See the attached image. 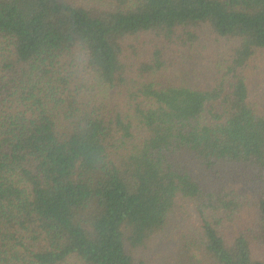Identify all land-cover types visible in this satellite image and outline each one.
<instances>
[{"label":"trees","instance_id":"16d2710c","mask_svg":"<svg viewBox=\"0 0 264 264\" xmlns=\"http://www.w3.org/2000/svg\"><path fill=\"white\" fill-rule=\"evenodd\" d=\"M263 51L264 0H0V264H264Z\"/></svg>","mask_w":264,"mask_h":264},{"label":"rangeland","instance_id":"374dc122","mask_svg":"<svg viewBox=\"0 0 264 264\" xmlns=\"http://www.w3.org/2000/svg\"><path fill=\"white\" fill-rule=\"evenodd\" d=\"M150 41V36H141L140 41H137L140 43L139 46H137V50L141 53L143 51H148V47L153 46V45H158L159 47H163V53L166 56L167 49L170 47L169 43H157L156 41ZM143 42V43H142ZM145 42H148L145 44ZM181 42V41H180ZM142 43V44H141ZM225 46L222 43H213L210 42V40H207V45L206 46H199L198 51H197V61L199 65L197 66V69L202 68V64L206 62V64H209L210 61L214 60L215 57H217L218 52L223 51ZM255 63L258 64L257 71L259 74L255 77L254 79V84L251 87L252 88V97L253 99L257 97L256 99L260 102H262L264 98V51L262 54H257L256 58L254 59ZM120 106L123 107V103L119 102ZM151 248V247H150ZM147 248L145 251H141V257L146 260L147 264H157L158 259L156 258L160 249L157 248ZM145 263V264H146Z\"/></svg>","mask_w":264,"mask_h":264}]
</instances>
